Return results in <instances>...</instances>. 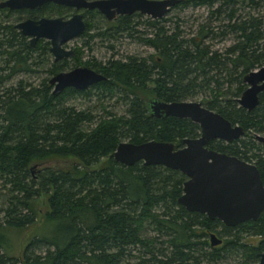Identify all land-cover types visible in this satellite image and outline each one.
<instances>
[{
  "label": "trees",
  "instance_id": "trees-1",
  "mask_svg": "<svg viewBox=\"0 0 264 264\" xmlns=\"http://www.w3.org/2000/svg\"><path fill=\"white\" fill-rule=\"evenodd\" d=\"M199 6L208 9L209 21L192 35L179 17L167 25L166 17L133 13L110 22L95 9L86 11L85 46L94 37L138 33L153 51L86 61L105 79L56 93L49 78L81 65L79 49L72 62H51L49 41L30 48L12 24L0 21V264H257L264 211L255 221L226 226L177 202L186 179L178 170L141 161L125 166L112 156L122 141L155 139L178 147L180 139L198 137V124L152 117L146 103L188 101L202 93L210 97L203 99L206 108L245 131L231 142L210 140L208 147L254 163L264 185V142L255 137L264 136V92L252 110L237 103L244 75L264 65V0H181L174 7ZM42 10L62 17L70 8L48 2ZM95 16L107 26L91 23ZM228 36L234 40L222 51L208 43ZM77 98L88 104L69 103ZM43 195L48 209L41 227L15 256L6 231L33 225L34 202ZM210 233L222 242L211 246ZM247 237L260 240L248 244Z\"/></svg>",
  "mask_w": 264,
  "mask_h": 264
},
{
  "label": "water",
  "instance_id": "water-1",
  "mask_svg": "<svg viewBox=\"0 0 264 264\" xmlns=\"http://www.w3.org/2000/svg\"><path fill=\"white\" fill-rule=\"evenodd\" d=\"M181 0H3L0 7L34 8L52 2L72 8L67 18L42 17L26 19L15 27L34 44L39 38L49 41V51L55 60L69 57L74 51L66 48L68 41L80 36L86 29L81 10H97L107 21L117 16L140 13L152 19L164 17ZM105 77L87 67L77 66L50 77L52 92L66 87L87 89ZM246 88L237 98L240 107L252 110L258 105L259 94L264 92V65L249 71L243 77ZM152 117L173 116L187 118L199 126V136L182 138L178 147L173 142L148 140L141 143L122 141L112 153L114 160L125 166L136 162L145 165H161L178 170L186 179L177 202L186 210L218 219L226 226L245 221H255L264 211V185L254 163L236 156L215 151L208 147L210 140L231 142L245 134L243 127L233 124L221 114L206 108L202 101L166 102L157 98L147 101ZM264 142V136L255 134ZM211 246L222 239L210 233ZM257 264H264V252L259 253Z\"/></svg>",
  "mask_w": 264,
  "mask_h": 264
},
{
  "label": "rangeland",
  "instance_id": "rangeland-1",
  "mask_svg": "<svg viewBox=\"0 0 264 264\" xmlns=\"http://www.w3.org/2000/svg\"><path fill=\"white\" fill-rule=\"evenodd\" d=\"M244 9L247 10L248 8L245 7ZM72 13H73V10L70 9V11L67 12V15L62 16V17L67 18ZM145 17L146 16H144V18ZM164 17H166L167 19L164 21L165 24L167 25L175 21L176 17H179L181 20L180 22L181 27L183 28V30L186 31L187 35H192L194 31L197 29V25L199 23H205L206 21L207 22L209 21L208 9L204 6H199L196 8H184V9H181L180 7H172L170 11ZM89 19L91 20V23H96L97 26L99 27L107 26V24L104 21L105 20L104 18L102 19L99 18L98 20L97 17L95 16V18L91 17ZM217 24L218 22H215V21L212 22V26H215ZM143 28L145 29L146 26L144 25L138 26V29L141 31L143 30ZM92 31L94 30H90V33H92ZM137 36H140V34L135 33L132 37H129L124 33V34H120L110 39L109 38L101 39L100 37H94L92 40L88 42V44H86V46L83 44V42L86 40V37L78 36L68 41L65 47L70 48L72 50H74V47L78 48L79 53H80L79 55H80L81 65L87 66L85 65L86 61H90V62L97 61V62L103 63V62H106L111 57L123 59L128 55L145 56L151 53L153 50L149 48L148 46L142 44L138 40ZM220 39L221 38H214V39L208 40V43L211 44L214 49L222 51L224 47H227L228 45H230L234 40L232 36H228L226 39H222V40ZM68 60L70 62L72 58L70 57ZM206 96L208 97V95L200 93L194 96L192 99H188V101H202L203 103H205L203 99L205 100L210 99V97L207 98ZM69 103L71 105H75L77 108L82 107V106L84 107L88 104L87 102L79 98L75 100H69ZM113 109L114 107H112L110 110L115 111V112L116 110L119 111V109L122 110L121 107L116 110L115 109L113 110ZM120 113L121 112L119 111V114ZM34 172L35 171H33V173ZM34 203H35V208L37 210V219L35 223L33 225H30L20 230L6 231L7 239L9 241V244L11 245L10 252L11 254L15 256L21 255L23 245L25 241L27 240V238L30 236V234L33 231H35L36 228H37V231H39L38 228L40 229L41 227L44 213L47 212L48 205L46 201V196L43 195L39 197L38 199L35 200ZM245 240L247 243L256 245L259 242L260 238L259 237H247ZM122 264H126V263H122ZM203 264H206V263H203ZM221 264H237V262L232 260V261L223 262Z\"/></svg>",
  "mask_w": 264,
  "mask_h": 264
},
{
  "label": "flooded vegetation",
  "instance_id": "flooded-vegetation-1",
  "mask_svg": "<svg viewBox=\"0 0 264 264\" xmlns=\"http://www.w3.org/2000/svg\"><path fill=\"white\" fill-rule=\"evenodd\" d=\"M1 1H3V0H1ZM46 3H43L42 5L36 6L34 8H8V7H0V21H3V23L6 22L7 24H12L13 27L18 31V33L21 36L26 37V41L28 43V46L30 48H35L37 46V43L39 42V40H41V39H43L44 41H48V40H46L45 38H39L34 44H30V38L28 36H25V35L21 34L20 31L15 27V25L17 23L23 22L26 19H34V20H37V19H40L42 17H48L45 14H41V12H43L42 7H44V5ZM70 9H72V8H70ZM86 11H89V10H81V12L84 14V20H86V17H87V15L85 14ZM73 12H74V10H73ZM50 17H58V16H50ZM49 46H50V44H49ZM49 53H50V51H49ZM40 55H41V49L38 50V52H36L35 55H33V58H35L34 60L35 61H38V60L40 61ZM73 55H74V53H73ZM73 55H71L69 57H64V58H60L58 60H55L54 59V56L50 53L51 62H61V61H64L65 59L68 60L70 57L72 58ZM78 66H84V65H78ZM75 67H77V66H75ZM72 68H74V67H72ZM72 68H70V69H72ZM70 69H67V70H70ZM67 70H63V71H67ZM48 82H49V80H48ZM49 85L52 87V85L50 83H49ZM52 89H53V87H52ZM215 140H217V139H215ZM248 244H250V243H248Z\"/></svg>",
  "mask_w": 264,
  "mask_h": 264
}]
</instances>
